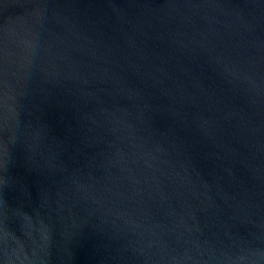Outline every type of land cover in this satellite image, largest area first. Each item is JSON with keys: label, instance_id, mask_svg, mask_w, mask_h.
<instances>
[{"label": "water", "instance_id": "water-1", "mask_svg": "<svg viewBox=\"0 0 264 264\" xmlns=\"http://www.w3.org/2000/svg\"><path fill=\"white\" fill-rule=\"evenodd\" d=\"M0 264H264V0H0Z\"/></svg>", "mask_w": 264, "mask_h": 264}]
</instances>
